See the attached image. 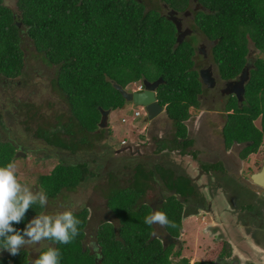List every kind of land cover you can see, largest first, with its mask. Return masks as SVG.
I'll return each mask as SVG.
<instances>
[{
  "label": "trees",
  "instance_id": "1",
  "mask_svg": "<svg viewBox=\"0 0 264 264\" xmlns=\"http://www.w3.org/2000/svg\"><path fill=\"white\" fill-rule=\"evenodd\" d=\"M190 1L14 0L12 8L0 0V84H12L19 77L22 79L18 83L26 81L27 64L22 48L26 35L40 66L54 67L50 82L67 105V113L55 115V125L47 123L38 108L32 115L24 114L22 121V124L34 121L35 137L44 141L46 147L55 148L58 155V163L51 171L39 176V185L47 197H54L63 189L74 190L95 174L88 162H69L65 154L58 153L68 151L73 159H78L79 150L93 148L92 142L104 137L99 108L115 110L126 102L113 83L126 87L143 79L152 81L161 77L164 82L156 88V97L173 127V136L154 138L156 151L197 154L189 149L193 140L189 138L186 122L191 118V110L200 106L199 95L204 89L194 68L193 39L178 42L177 22L173 18L174 13L190 10L187 8ZM196 2L202 7L194 10V21L206 37L216 42L211 52L222 79L237 77L248 59L254 58L248 67L243 100L239 104L235 97L228 100L225 110L229 113L222 128L225 147L229 149L235 142L240 144L239 158L243 160L264 141V0ZM165 9L174 12L165 13ZM254 50L263 56L253 55ZM19 106L30 109L25 102ZM8 118H11L9 110L0 107V129H5ZM256 119L259 126L254 123ZM17 150L13 141L0 137V166L13 162ZM203 168L217 169L220 164ZM157 170L166 187L173 189L178 197L197 194L184 173L175 174L174 169L163 166ZM143 177L147 179L149 175L139 165L129 185L120 187V182L114 181L109 188L108 207L118 218L119 227L117 233L111 223L98 228L100 252H91L83 244L89 213L83 208L74 212L81 221L79 235L69 244L46 240L49 245L41 248L36 258L47 247H55L61 253L60 264H98V261L101 264H190L187 258L180 257V249L173 252L175 245H164L153 235V226L144 223L150 207L141 200L150 185L142 181ZM175 195L166 199L162 212L170 221L164 226L165 231L179 237L183 215ZM42 210L38 204L33 205L24 221L13 226L23 229ZM172 256L179 259L173 260ZM28 263L25 249L16 256L0 254V264ZM193 264L218 263L202 260Z\"/></svg>",
  "mask_w": 264,
  "mask_h": 264
},
{
  "label": "rangeland",
  "instance_id": "2",
  "mask_svg": "<svg viewBox=\"0 0 264 264\" xmlns=\"http://www.w3.org/2000/svg\"><path fill=\"white\" fill-rule=\"evenodd\" d=\"M4 1L10 7H15L14 0ZM195 5L196 2L191 0L187 7L191 13L186 16L178 13L177 16L181 17L183 27L189 25L195 29L196 39L201 40L199 43H202L204 35L194 21L193 13ZM168 11L165 9L164 12L167 13ZM22 48L25 63L27 64L26 81L21 80L22 82L18 83L17 81L22 79L19 77L15 78L12 84H0V107L4 109L8 108L11 113V118L6 119L4 123L5 129H0V137L4 140H11L14 144H20L23 148H26V151L20 150L25 153L24 156H16L15 153L16 158L13 162L17 165V175L21 178L22 183L27 182L30 186L41 189L39 176L43 173L48 174L51 171L54 165L58 163V155L54 153L55 148L46 147V144L42 140L35 137L33 133L35 129L34 121L31 124L29 122L22 124L25 115L22 114L24 111L23 106L19 107V105L26 101L29 104L32 103L34 107L38 108V113L48 121L47 123L53 125L57 124L55 115L61 112L67 113V105L53 89V85L50 82L54 75V67L40 66L39 59L34 56L35 49L26 35L23 37ZM252 54L263 56V53H258L256 50ZM194 59H196V67L203 65L204 61L200 57L196 58L195 55ZM204 64L213 65L212 53H210L208 61ZM139 83H130L126 86V89L134 90ZM205 95L206 93L203 97L199 98L200 106L191 110V118L186 122L188 134L195 142L189 149L197 153V159H194L188 153H184L187 155L181 157V154L177 153V150L174 152L172 150L156 151L157 146H155L153 139L156 137L165 138L166 136L171 138V135L173 136L172 125L166 120L165 114H160L152 121H148L145 118V112L140 106H136L131 102H125V105L121 108L110 111L108 122L101 128L104 129V137L94 140L92 142L93 148L79 150L78 159H73L68 151L58 153L61 155L65 154L69 162L76 160L88 162L90 170L94 171L95 174L87 178L85 182L78 185L74 190L63 189L56 196L47 197L48 203L43 207L42 212L55 214L66 209L77 212L83 208H87L89 212L93 213L85 229L87 234L86 240L89 245L90 242L97 241L94 235L101 225L100 220L104 219L102 222H105L108 220L107 217H109V221L114 222L116 226L115 232L117 233V228L119 227L118 218L109 209L107 198L109 188L114 181L120 182L118 183L120 187L129 185L132 179L133 166L137 162L144 168H151L155 165L156 170L162 165L171 166L182 173L190 172V175L194 177L193 183L196 193L198 195L204 193L205 196L209 197L208 199L211 207L214 209L213 212L216 220H218L217 223L220 222L219 219L226 220L227 218L234 219L233 222L236 223H242L241 219H246L248 220L246 225L250 223L245 230V227H240L242 228L240 235L243 237V241H237L236 245L234 244L235 254H230L228 246L223 243L221 237L218 238L217 232L213 231L211 233L212 231L210 232L207 229V225L211 221L207 212L190 215L182 222V230L179 235L181 243L179 246L173 248V252L180 249V256L187 258L190 264L193 261L199 260H213L218 264H231L232 261H235L236 264L237 262L239 264H247L248 262L264 264V232H255V229L252 227L255 217H251L250 214L255 209L258 214L257 219L259 221L264 220V193L260 192L257 195L256 191H260V187L253 184L250 179V175L259 170L262 165L264 141L256 152L250 153L248 158L243 160L239 158L238 152L241 147L232 145L227 149L223 142L224 138L221 130V118L224 120L225 116L219 114L224 108V103L217 100L218 96L213 91L208 94L207 99H205ZM212 95H214V99H212ZM16 109L21 114L14 112ZM136 111H139V115L135 114ZM254 123L259 126V119H256ZM27 126H29V129H26ZM153 126L157 130H152ZM45 128L48 129L49 125H46ZM122 140H125L126 143L121 144ZM168 145H171V143L169 142ZM129 147L131 148L129 149ZM137 149L139 151H136ZM136 152L138 154L141 153V156H137ZM169 152L171 154L175 153L177 156L180 155L178 160L176 158L174 160V163L176 162L175 164H178L179 167L167 164V160L170 157L174 159ZM28 153L30 154L29 156L27 155ZM213 158L224 161L230 174L201 173L200 164H206ZM181 164H183L182 166L185 169L183 167L180 168ZM157 172L160 174L158 170ZM108 173L114 174V177H108ZM232 174H235L234 176L239 183L253 189V191L251 190L250 192L245 188L240 191V184L234 183ZM35 188L34 191L36 190ZM153 195L158 196V194ZM219 199H223L225 203V212L222 210L223 205L219 203ZM217 215H219V219ZM155 226H157V231L155 232L157 235L163 232V226L158 224ZM90 234H93V237L90 238ZM118 236L117 238H119ZM48 245L49 243L44 240L39 244L26 245L21 248L27 251L28 264H32L39 250ZM0 254L5 255L8 252L3 251ZM223 254H226L225 256L231 255L230 260L223 261L220 258ZM171 258L173 260L179 259L175 256Z\"/></svg>",
  "mask_w": 264,
  "mask_h": 264
},
{
  "label": "flooded vegetation",
  "instance_id": "3",
  "mask_svg": "<svg viewBox=\"0 0 264 264\" xmlns=\"http://www.w3.org/2000/svg\"><path fill=\"white\" fill-rule=\"evenodd\" d=\"M194 1L196 2V0H194ZM201 7L202 6H200L196 2V5L194 6V10L200 9ZM169 12H174V11H169ZM190 13H191V11L188 10V11L182 12L181 15L186 16L187 14H190ZM174 14L175 15H174L173 18L177 22L176 28H177V39H178V42H183V41H188V40L191 41L193 39L192 40L193 41L192 43L195 46L194 56L196 55V58L200 57L201 60L204 61V63L206 61H208V59L210 57V53H212L211 52V49L214 46V44L216 43L215 40H212V39L206 37L202 33L204 35V38H202V43H199V41H201V40L196 39V34H195V31H194L195 29L194 28H191L189 25L183 27V24H182L183 22H182L181 17L177 16L176 13H174ZM205 44H207V46H205ZM194 56H193L194 68H196V69L198 68L197 69L198 74H199V70L200 69H208L210 76L214 79L213 80L212 87H208L207 85H203V89L204 90L199 95V98L200 97H203V95L206 93L205 99H207V96H208V94L211 91H213V92H215L217 94V96H218L217 97V100H220L221 103L222 102L224 103L223 104V107L224 108L222 109V111L219 112V114H221V115L223 114L225 116V119L224 120H223V118H221V121H222L221 122V128H223V124H224V122L226 120V116L229 113V111H226L225 110V107H226V105L228 103V100L230 98H232V97H235L236 98V102L238 104L240 102H242V100H243V93L242 92L239 93V91H240V83H239L240 74L237 77H235L233 79H230V80L222 79L221 76L218 73V68H217V65H216V63L214 61L213 55H212L213 65L212 64H207L206 65V64L203 63V65L202 66H199V67H196V59H194ZM251 65H252V63L248 67H250ZM247 74H248V72L244 75V77L241 78L242 81H243V84H245V82H246V79H247V76H248ZM152 81H154V80H152ZM163 82H164V80H163ZM163 82H161V83H163ZM237 94L239 95V97H242V100H238ZM211 97H212V99H214L213 98L214 95H212ZM25 103L29 105L30 109L27 110L26 107H25L24 108V111L22 112V114H25V115L31 114L32 115L33 112L36 111V108L37 107H34V108L31 109V107L34 106V105L32 103L29 104L27 101ZM27 111H29V112H27ZM9 112H10V110H9ZM14 112L19 113V110L16 109ZM19 114H21V112ZM39 115L41 116V114H39ZM36 119H37V117L35 118V120ZM41 120H42V118L40 119V121ZM152 130H157V129H156L155 126H153L152 127ZM160 138H162V137H160ZM223 142H224V139H223ZM194 143L195 142L193 141V145H194ZM233 145H238L239 147H241V145L238 144V143H236V142ZM16 146L18 148V150L16 151V153L23 152V151H20V150L24 149L23 147H20L18 145H16ZM172 151H175V150H172ZM178 152L180 153V151H178ZM132 154H128V155H131L133 157L141 156L140 155L141 153L137 154V156H134ZM24 155H25V153H24ZM183 155L184 154H181V156H183ZM193 157H194V159L195 158L196 159L198 158L197 154L194 155ZM75 162H79V160H76ZM171 163H173V162H171L168 159L167 160V164H171ZM217 163L220 164V168H217V169L211 168L210 170L208 169V171H206L203 168L204 165H210V166H212V165H216ZM139 165L140 164H138V162H137L133 166L134 170H133V173L131 174L132 179L135 176V174H136V168ZM162 166L167 168V166H165V165H162ZM199 167H200V172L201 173H206V174H216V173H219V174H222V175H224L226 173L227 174H230V171L226 168L225 162L224 161L217 160V158H213V159L209 160L206 164L201 163ZM144 171L146 173H148L149 178L146 179V178L143 177L141 179H142L143 182H147L150 185V187L147 189V191H145V194L143 196V200L141 202H144V204H147L150 207V214H151V212H152L153 209H158V210L162 211L166 199L168 197H170V196L175 195V191L173 189H169V188L165 187V184L163 182V179H162L161 175L157 171H155V167L154 166L151 167V168H146L145 167L144 168ZM173 171H175L174 173L176 174L178 170L177 169H174ZM184 174H185L186 177H188V178L191 179L192 184L194 185V183H193L194 182V177H192L191 175L189 176L187 174V172L184 173ZM107 175L110 178L111 177H114V174H112V173H108ZM234 175L235 174H232V179L234 180V183L235 184H240V186H239L240 191H242L243 188L248 189L250 192H251V190L253 191V189H251L249 187L247 188L243 184L239 183V181L236 180V178H235ZM259 190L260 191H256L257 195L260 192L264 193V189L263 188L260 187ZM153 194H158V196L157 195L154 196ZM175 196L178 198V200L180 201V203L182 205L183 220L186 219V218H188L190 215H198L201 212H207L209 214V219L211 220L208 223V225H207V229H209L210 232L212 231L211 233H213V231H216L217 234H218V238L221 237V239H223V243H225L228 246V248H229V251L228 252L230 254H233V253L235 254V246H234V244L236 245V242L237 241H239V242H242L243 241V237H241V235H240L241 234L240 231H242V228H240V227H245L244 230L247 229L248 228L247 226H249V224H250V223H248L246 225V222H248V220L241 219L242 223H236V222H233L234 219L231 220V218H227L226 220H221V219H219V215H217L218 216V219L220 220V222L217 223L218 220H216V216H215V214L213 212L214 209L211 207V204H210L209 199H208L209 197L205 196L204 193H200L199 195L198 194L197 195H192V196H190L188 198L187 197L184 198V197H180V196L178 197L177 195H175ZM219 201H220L219 203L223 205V208H222L223 212H225L226 211V208L224 207V204L225 203L223 202V199H219ZM106 206H107V204H106ZM250 214H251V217H255L253 219V223H254L253 225L254 226L252 225V227L255 229V232L258 231V232L263 233L264 232V220L259 221L257 219L258 218V214H257V211L255 209ZM91 215H93V213H91V211H90L88 213L87 223H86L85 229L87 228V226H88V224H89V222L91 220ZM107 219L108 220L105 221V222H102L104 219L102 221L100 220L101 225L104 224V223H111L113 225L114 229L116 230V226H115L114 222L112 223V221H109L110 220L109 217H107ZM183 220H182V222H183ZM118 222H119V220H118ZM85 229H84L85 235H84V238H83V244H84V246L89 247V249H90L91 252H97V250H98V252H100V246H99V244H98V242L96 240H94L93 243L90 242L89 245H88L87 240H86L87 239V234H86V230ZM181 230H182V228H181ZM156 231H157V226L153 225V235L156 236V237H158L162 241V243L164 245L172 244V243L175 246H179L180 245L181 242H180L179 237H174L171 234L167 233L165 231L164 226H163V232L161 231L162 233H160V234L157 235L155 233ZM93 234H90V238L93 237ZM169 236H171V237H169ZM94 237H95V239L97 238V232H95ZM259 244H261V243H259ZM225 255L224 254L221 255L220 258L223 259V261L230 260L231 255L230 256H225ZM199 261H202V260H199ZM194 262L195 261H193V263ZM232 263L233 264H236L235 261H232ZM249 263L253 264L252 262H248L247 264H249ZM237 264H239V262H237Z\"/></svg>",
  "mask_w": 264,
  "mask_h": 264
},
{
  "label": "clouds",
  "instance_id": "4",
  "mask_svg": "<svg viewBox=\"0 0 264 264\" xmlns=\"http://www.w3.org/2000/svg\"><path fill=\"white\" fill-rule=\"evenodd\" d=\"M142 81L139 83L141 85L139 90L137 89L139 85L134 90H127H143ZM140 108L144 111L142 106ZM163 113L164 107L161 114ZM135 114L139 115V111H136ZM106 122H108V117ZM122 141L121 144L126 143H122ZM34 188L27 182H21V178L17 175L15 162L0 166V252L7 251L11 256H16L26 245L39 244L44 240L69 244L79 235L78 225L81 221L71 209L55 214L41 212L30 219L23 229L13 226L24 221L26 213L33 205L38 204L42 208L47 205V194L37 188L34 191ZM144 223L150 227L156 224L167 226L170 221L164 212L153 209L150 215L145 216ZM60 258L61 253L57 248L47 247L32 261V264H60Z\"/></svg>",
  "mask_w": 264,
  "mask_h": 264
},
{
  "label": "water",
  "instance_id": "5",
  "mask_svg": "<svg viewBox=\"0 0 264 264\" xmlns=\"http://www.w3.org/2000/svg\"><path fill=\"white\" fill-rule=\"evenodd\" d=\"M254 61V58L251 57L247 63L245 64L244 68L242 69L240 73V91L239 93L244 92V84L242 81V77L247 73L248 66ZM199 78L203 85H207L208 87H212L213 84V78L210 76L208 69H200L199 70ZM163 82V79L159 77L158 79L154 81H149L147 79H143V90L141 91H128L125 87H122L121 85L117 83H113V86L115 89H117L124 100L126 102H131L132 104L136 106H142L144 108V111L146 113V119L148 121L153 120L155 117L160 115L163 112V107L159 104L157 97H156V88L158 85ZM238 96V100H242V97ZM101 123L100 126H104L105 122L107 121V117L110 113V109L103 110L101 108ZM24 155L23 152L16 153V156ZM250 179L253 184L261 187L264 189V158L262 159V165L258 171H255L251 174ZM171 237V236H169ZM177 240V239H176ZM98 264H101L98 261Z\"/></svg>",
  "mask_w": 264,
  "mask_h": 264
},
{
  "label": "crops",
  "instance_id": "6",
  "mask_svg": "<svg viewBox=\"0 0 264 264\" xmlns=\"http://www.w3.org/2000/svg\"><path fill=\"white\" fill-rule=\"evenodd\" d=\"M137 130H138V129H137ZM188 135H189V134H188ZM189 138H190V136H189ZM191 139H192V138H191ZM192 140L194 141V139H192ZM136 144H138V143L136 142ZM155 146H156V143H155ZM129 148H131V147H129ZM136 151H139V150L137 149ZM178 151H179V150H178ZM178 151H177V153H179ZM173 152H174V151H173ZM136 153L138 154V152H136ZM169 153H170V152H169ZM170 154H171V153H170ZM179 154H181V153H179ZM179 154H178V155H179ZM186 155H187V154H184V155L181 156V157H184V156H186ZM171 156H173V158H174V159H172V157L169 158V160H170L171 162H173V163H171V164L174 165V166H178V164H175L176 162L174 163V160H175V158H176V160H178L180 155L177 156L175 153H172ZM174 156H175V157H174ZM182 165H183V164L180 165V168L183 167ZM167 167H169L170 169L172 168L171 166H167ZM178 167H179V166H178ZM183 168L185 169V167H183ZM257 171H258V170H257ZM187 174L190 176V172H189V171H187Z\"/></svg>",
  "mask_w": 264,
  "mask_h": 264
},
{
  "label": "built area",
  "instance_id": "7",
  "mask_svg": "<svg viewBox=\"0 0 264 264\" xmlns=\"http://www.w3.org/2000/svg\"><path fill=\"white\" fill-rule=\"evenodd\" d=\"M141 88V85H139L138 87H137V89L139 90ZM122 143H125V141H122Z\"/></svg>",
  "mask_w": 264,
  "mask_h": 264
}]
</instances>
